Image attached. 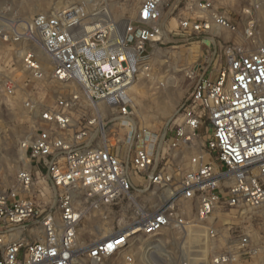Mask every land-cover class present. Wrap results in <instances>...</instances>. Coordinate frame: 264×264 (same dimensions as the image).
Returning a JSON list of instances; mask_svg holds the SVG:
<instances>
[{
  "label": "built area",
  "instance_id": "2783aa9c",
  "mask_svg": "<svg viewBox=\"0 0 264 264\" xmlns=\"http://www.w3.org/2000/svg\"><path fill=\"white\" fill-rule=\"evenodd\" d=\"M133 1L123 22L85 3L29 18L0 6V96L20 101L33 131L20 143L27 167L0 191V264H104L122 254L133 264L125 252L139 235L188 234L192 204L209 241L221 233L207 223L215 211L264 209V46L228 49L225 67L196 79L171 127L150 133L132 122L131 96L148 72L147 50L162 44L172 21L186 37L237 25L221 0ZM47 83L56 94L50 102L37 93ZM60 86L74 90L64 96ZM141 193L154 199L153 210L140 206ZM122 201L135 209L131 219L79 247L85 215ZM234 235L214 264L259 252L247 233Z\"/></svg>",
  "mask_w": 264,
  "mask_h": 264
},
{
  "label": "rangeland",
  "instance_id": "374dc122",
  "mask_svg": "<svg viewBox=\"0 0 264 264\" xmlns=\"http://www.w3.org/2000/svg\"><path fill=\"white\" fill-rule=\"evenodd\" d=\"M81 3L94 7V15L100 9L119 22L128 18L137 5L133 0H0V6L10 7L23 18L48 11L53 6ZM221 4L228 17L236 22V32L211 30L196 37H186L178 33L176 23L172 21L162 44L147 50L148 72L138 78L131 94L132 122L136 126L155 134L167 131L178 107L191 93L196 79L207 75L214 77L225 67L228 49L246 53L255 51L260 45L264 46V0H221ZM244 10L248 12L243 13ZM51 87L53 85L47 83L45 89L37 90L45 102H50L56 96ZM73 90V87L60 86L57 93L67 96ZM27 119L30 120V117L22 109L19 100L7 101L0 96V191L11 187L17 172L28 165V159L20 146L23 138L30 132L33 134L32 125ZM201 136L206 140L204 130ZM163 148L166 154L169 153L167 145L164 144ZM180 155L186 166L190 151H183ZM47 197L54 198V195L49 194ZM136 197L143 209L151 211L155 208L154 199L147 193ZM186 209V217L193 223L188 234L183 235L169 228L156 236L139 235L125 252L133 256V264H214L213 259L226 251L238 231L247 233L251 244L257 246L259 252L252 258L242 256L237 259L231 253L228 264H264V209L246 210L242 215L215 211L207 222L220 225L221 233L215 241H209L204 224L196 220L194 204ZM134 210L122 201L109 211L88 212L78 228V246H86L101 235H106L101 229L110 230L117 220L123 217L125 220L131 219ZM102 212L108 213L106 219L102 218ZM95 230H98V235L94 233ZM122 255L105 260V264H123ZM81 264H87L85 259L81 260Z\"/></svg>",
  "mask_w": 264,
  "mask_h": 264
},
{
  "label": "bare ground",
  "instance_id": "6f19581e",
  "mask_svg": "<svg viewBox=\"0 0 264 264\" xmlns=\"http://www.w3.org/2000/svg\"><path fill=\"white\" fill-rule=\"evenodd\" d=\"M78 231H79V230H78ZM101 231H102L104 234H107V233H108V230H107L106 228L101 229ZM94 233L98 235V230H95ZM102 236H103V235H101L99 238H101ZM104 264H105V263H104Z\"/></svg>",
  "mask_w": 264,
  "mask_h": 264
},
{
  "label": "crops",
  "instance_id": "0c3cea01",
  "mask_svg": "<svg viewBox=\"0 0 264 264\" xmlns=\"http://www.w3.org/2000/svg\"><path fill=\"white\" fill-rule=\"evenodd\" d=\"M31 170L34 172L33 168ZM46 191H47V189H46Z\"/></svg>",
  "mask_w": 264,
  "mask_h": 264
}]
</instances>
